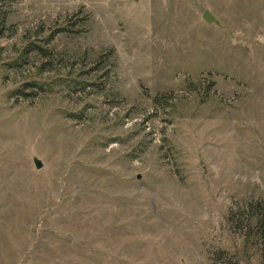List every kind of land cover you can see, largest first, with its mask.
<instances>
[{"label": "rangeland", "instance_id": "obj_1", "mask_svg": "<svg viewBox=\"0 0 264 264\" xmlns=\"http://www.w3.org/2000/svg\"><path fill=\"white\" fill-rule=\"evenodd\" d=\"M263 212L264 0H0V264H264Z\"/></svg>", "mask_w": 264, "mask_h": 264}, {"label": "trees", "instance_id": "obj_2", "mask_svg": "<svg viewBox=\"0 0 264 264\" xmlns=\"http://www.w3.org/2000/svg\"><path fill=\"white\" fill-rule=\"evenodd\" d=\"M247 208H252L253 207V202H248L246 205ZM264 213V212H263ZM263 213H261V216L259 217V221H258V225H259V229H260V233H259V238L261 241V248H262V258L264 259V216ZM228 219H232V216L229 215ZM214 264H240L236 259H234L233 257H229L228 261H222V262H215Z\"/></svg>", "mask_w": 264, "mask_h": 264}, {"label": "water", "instance_id": "obj_3", "mask_svg": "<svg viewBox=\"0 0 264 264\" xmlns=\"http://www.w3.org/2000/svg\"><path fill=\"white\" fill-rule=\"evenodd\" d=\"M202 16L208 21H211L213 19L212 14L207 8L204 9ZM33 161L36 167H40L42 165V161L36 156L33 157Z\"/></svg>", "mask_w": 264, "mask_h": 264}]
</instances>
